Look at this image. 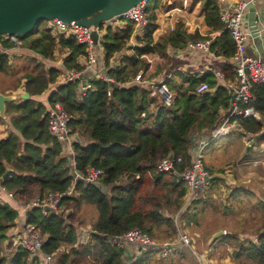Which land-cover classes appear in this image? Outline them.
I'll use <instances>...</instances> for the list:
<instances>
[{
	"label": "trees",
	"instance_id": "trees-1",
	"mask_svg": "<svg viewBox=\"0 0 264 264\" xmlns=\"http://www.w3.org/2000/svg\"><path fill=\"white\" fill-rule=\"evenodd\" d=\"M200 3L208 32L219 31L210 38L209 50L214 56L228 60L233 54V43L221 30L217 4L215 0ZM161 7V0L148 1L147 24L138 35H133L134 25L130 21L117 27L107 26L99 45L103 53L102 73L109 80H91L92 88L82 97L76 96V80L58 83L61 70L44 60H52L57 51L62 55L63 70H81L78 57L84 55L83 45L67 35H56L46 21L37 22L27 34L14 36L19 47L27 49L24 53L27 69L22 76L27 97L5 103V112L13 114L7 122L10 132L0 138V178L8 169L0 184L12 198L2 194L0 200V264H29L28 252L22 247L2 246L17 218L18 232H24L25 224L34 225L42 238L39 255L54 254L53 264H123L127 250L131 256L129 264H196L188 248L182 245L174 256L159 257L156 247L138 254L141 248L138 244L126 241L117 247L110 238L136 228L156 244L171 242L176 238L177 224L190 231L202 224L207 212L218 219L232 214L239 196L246 198L256 211L258 223L252 229L226 232L207 242V257L213 256L220 246L219 257L227 254L230 264H264L263 195L249 186L226 185L218 177L220 168L203 163L212 179L207 181L195 206L178 214L177 223L173 220L185 192L178 176L189 165L188 135L198 130L208 133L214 127L220 111L228 107V91L212 73L190 76L174 70L162 80L173 98L166 104L161 94L152 95L145 86L130 83L139 70L146 69L143 55H163L167 49H180L188 41L209 38L196 32L187 34L182 24L176 23L172 30L153 40L154 12ZM133 36L135 42L131 45L129 40ZM15 48L18 49L13 42L0 35V72L11 67L8 53L19 52ZM127 50L129 54L124 53ZM113 57L118 58V63L111 65ZM219 67L232 78L231 61ZM200 82L212 90L191 93ZM251 92L254 99L249 105L260 120L252 116L239 118V127L242 132L264 140L261 131L264 85H253ZM54 104L66 113L70 132L85 140L72 144L76 169L82 171L92 166L101 170L100 183L108 187V192L100 191L94 184L76 181L75 195L61 197L54 212L43 213L38 206L24 209L19 201L22 197L43 199L48 193L64 192L71 182L60 144L47 130L46 109ZM168 152L179 156L180 162L171 172L155 171L153 162ZM146 177L152 178L151 184H143ZM32 184L35 187L31 192ZM220 187L227 188L225 197H218ZM69 202L75 209L80 204L95 209L93 220L87 223L90 232L85 242L79 240L85 226L66 211ZM209 237L206 235L205 240ZM224 247L230 250L227 252Z\"/></svg>",
	"mask_w": 264,
	"mask_h": 264
},
{
	"label": "built area",
	"instance_id": "built-area-1",
	"mask_svg": "<svg viewBox=\"0 0 264 264\" xmlns=\"http://www.w3.org/2000/svg\"><path fill=\"white\" fill-rule=\"evenodd\" d=\"M149 0H139L135 5L124 11L121 16L124 20L130 21L134 24L136 31L140 33L143 26L147 24V17L145 9ZM170 3V1H167ZM218 9V19L221 22V30L225 31L233 43V54L229 58L232 64L233 76L230 78L226 70L217 68L209 70L217 82L223 86L229 93L233 94L230 106L220 111L219 117L216 120L214 127L208 133L204 130L193 131L188 135L189 165L181 170L179 173V180L184 183L185 192L183 194L178 212L173 215V220L176 222L178 214L184 212L188 208L195 206L200 198V193L205 189L207 184V177L209 174L203 168L202 162L204 158L205 147L214 139L222 138L230 133L238 132L242 140L243 148L249 147L253 139V134L247 138L248 133L242 132L239 127L238 119L246 116H252L260 120L257 112L249 105V101L254 99L251 92L253 85H264V63L260 62L256 57L251 56L247 52L248 40L250 39L248 31L245 29L247 3L251 2L258 7L257 14L260 22L264 24V0H215ZM262 20V21H261ZM51 27L52 32L56 35H67L79 44L84 46V55L79 60L81 70H74L70 68L65 70L62 75V81L76 80L75 93L77 97H82L86 91L92 88L90 78L92 75L100 80H109L106 76L101 74L96 67L95 46L92 43L90 33L92 29L99 33L98 27H82L70 23H64L59 19L53 18L46 21ZM118 20L114 19L113 24H117ZM207 28V27H206ZM219 31L208 32L206 36L198 40L188 41L183 48L176 49L178 55H182L185 51L200 49L209 53L210 38L218 35ZM13 42L15 47L20 48L15 39V35H1ZM252 48V46L250 45ZM253 49V48H252ZM90 71L89 74H84ZM145 74V75H144ZM81 77L87 80H79ZM164 78V77H163ZM163 78H155L146 76L145 70H139L131 79L130 83H137L145 86L151 92H159L164 101H170L172 95L167 90L165 84L162 83ZM79 80V81H78ZM204 82L198 83L191 93L197 95L202 92L211 91ZM244 105V106H243ZM47 130L59 142L61 151L66 158V167L68 175L71 177V182L64 192L48 193L43 199L35 198L32 201L25 202L22 207L24 209L31 206H38L41 212H46L43 207L47 206L54 211L60 206V198L63 196H73L76 194L73 189V184L76 181L96 185L100 191L107 193L108 187L101 185L100 179L102 171L92 166H86L82 171L77 170L73 159L72 143H83L84 140L74 132H70L67 126L68 117L59 105L54 104L51 108L46 109ZM261 131H264V119L261 120ZM180 162L179 156L172 152H168L165 156L158 158L153 162V167L157 172H171L175 164ZM0 180H2L0 178ZM0 193L12 198L10 192L0 184ZM90 232V228H84L79 240L85 242ZM9 235V234H8ZM12 241L10 243L16 247H22L28 252L29 264H53L54 254L39 255L40 246L42 245V238L38 235L37 230L33 224H25L24 232H13L9 235ZM110 241L117 247H122L124 242H132L138 244L141 250L156 247L158 249L157 256L166 257L171 252L176 250L177 246L189 245L187 233L178 230L176 238L173 241H164L156 244L154 240L149 238L145 233L136 228H132L124 232L122 235L113 236ZM197 259L200 254L192 253ZM125 259L123 264H129L130 258L125 252ZM126 260V262H125Z\"/></svg>",
	"mask_w": 264,
	"mask_h": 264
},
{
	"label": "crops",
	"instance_id": "crops-1",
	"mask_svg": "<svg viewBox=\"0 0 264 264\" xmlns=\"http://www.w3.org/2000/svg\"><path fill=\"white\" fill-rule=\"evenodd\" d=\"M167 1H170V3H168ZM163 3H165V7H171V8H169L166 11L160 10V8H157L155 10L154 15H155L156 29L161 31L160 34H157L156 38L159 35L172 30V28L176 23H181L184 28V31L187 34H192L196 32L201 37L206 36L207 28L203 22L204 11L201 10V8L198 9L197 20H194V15H193L198 5L200 4L199 0H192L189 2L188 0H161V4ZM161 15H164L165 17L170 16V18H165V19L159 18L161 17ZM173 15L176 18H173L172 17ZM173 19L175 20L174 25H172L171 28H168L167 25H169L170 27ZM262 26H263L262 27L263 32L260 36V41H261V46L264 49V24H262ZM245 29H246V25H245ZM133 33L134 35H137L134 32V30ZM156 38H153V40H155ZM249 40H248V45L252 44L251 40L250 41ZM134 42L135 41L133 36L129 40V44L133 45ZM15 50H19V52L8 53L9 54L8 60L11 66L9 70L0 72V94L13 95L14 98L10 99L13 101L19 100L20 98L23 97V94H26V92L23 89L22 76L27 69V65L24 59V53L27 52V49L23 47L18 49L15 48ZM127 51L130 53L129 50ZM252 51L255 54L254 48L252 49ZM209 52L212 55L200 49H194L191 51H185L183 52L182 55H178L176 49L171 48V49H167L166 53L163 55L145 54L142 57L147 63L145 71L146 73H148L149 77H155V78L167 77V75L172 73L174 70H180V72L185 75L191 76L192 74V76H200L202 74L211 73L210 72L211 70L220 68L219 66H221L222 63L225 62L227 63L228 61H230L229 59L226 60L221 56H214L210 50ZM124 53L127 54L126 51ZM249 54L251 55V52H249ZM101 55H99L97 58L96 67L98 71L101 74H103L102 69L104 66L102 63ZM80 58L81 56L78 57V61L80 60ZM111 60L117 62L116 57H113ZM153 60H157V62L153 64ZM44 62H46L47 64H51L52 66H55L57 69L61 70V73L58 75L57 80L59 81V83L65 82L62 81V75L65 70H63V66H62V55L59 52L55 51L54 58L52 60H44ZM155 69L157 70V74L154 73ZM89 72L90 71H86L84 74H89ZM164 72H166L165 73L166 76H163ZM152 94L154 95V93ZM6 102L7 101H5L3 104L4 117L0 118V138L5 137L7 133L10 132L9 125L7 122L9 121L10 116L13 114V113L8 114L5 112ZM216 141H218V145L216 144ZM208 145H212L210 146L211 149H213V147H215V149H218L219 151L218 155L224 154L225 167L227 166L230 167L232 171H237L242 169L243 176L248 174V172L251 173L253 176L254 184H256L255 189L258 188L260 192L262 191L261 187H264V184L262 183L264 179L263 176L264 175V140L256 139V141H254L250 147L243 148L241 144L240 134L238 132H233L225 137L215 140V142L210 143ZM218 147L221 148L219 149ZM249 149L251 150L249 151ZM203 163H204V159H203ZM207 165L214 167L212 164H207ZM226 170L228 169H225L224 172L227 177L230 175V173H227ZM218 177L223 178L224 176L220 175ZM226 177L224 178L226 179ZM29 186H30L29 188H31V192L34 191L35 186L33 184ZM2 197H3L2 193H0V200L2 199ZM261 198H264V195ZM19 205L20 207H22L21 203ZM93 218H94V213L92 214V219L90 220V222L93 220ZM258 220L259 218L257 216L256 211L251 207H249L247 199L242 196H239L237 202L235 203L233 214L224 215L223 218L221 219L219 228L226 229L228 231H230L231 229H233L234 231H239L240 229H250L257 223ZM19 224H20V220L17 218V220H15V226L11 227L8 230V234L12 235L13 232L19 230ZM87 226L89 227V225ZM179 248L182 247L177 246L176 249ZM126 253H127V257L130 258L131 256L128 250L126 251ZM174 254L175 252H173L170 255V257L174 256ZM210 263H213L211 259L208 264Z\"/></svg>",
	"mask_w": 264,
	"mask_h": 264
},
{
	"label": "water",
	"instance_id": "water-1",
	"mask_svg": "<svg viewBox=\"0 0 264 264\" xmlns=\"http://www.w3.org/2000/svg\"><path fill=\"white\" fill-rule=\"evenodd\" d=\"M139 0H0V35H24L29 33L39 21L53 18L64 23L72 22L75 25L88 27L100 25L114 17L118 20L121 14L135 5ZM246 28L251 39V56L264 63V49L261 46L260 36L263 26L258 18L257 8L253 3H247ZM92 43L95 44L99 36L95 30L90 33ZM162 94V93H161ZM153 95V94H152ZM23 97H27L23 94ZM13 95L0 94V118L4 117L3 104L13 99ZM233 94H228V106ZM250 136H247L249 138ZM8 173L5 170L1 179ZM208 177L206 181L211 180ZM45 211L54 212L50 207L44 206ZM221 229L214 232L208 242L222 235Z\"/></svg>",
	"mask_w": 264,
	"mask_h": 264
},
{
	"label": "rangeland",
	"instance_id": "rangeland-1",
	"mask_svg": "<svg viewBox=\"0 0 264 264\" xmlns=\"http://www.w3.org/2000/svg\"><path fill=\"white\" fill-rule=\"evenodd\" d=\"M189 1H192V0H188V2ZM161 5H162V7L160 8V10L166 11L169 8H171V7H165V3H163ZM200 8H201V3L198 5L196 11L193 13L194 20H197L198 9H200ZM172 17L176 18V17H174V15ZM159 18L165 19V18H170V16L165 17L164 15H161V17H159ZM174 22H175V20L173 19L172 22H171L170 27H169V25H167V27L171 28L172 25H174ZM160 33H161V31L155 29L154 32L152 33V38H156L157 34H160ZM126 52H127V54L129 53L128 51H126ZM247 52L248 53L250 52V48L249 47H247ZM155 62H157V60H153V64ZM159 66H161V65H159ZM11 71H13V70H11ZM147 75H148V73H146V76ZM18 79H19V77H18ZM96 79H98V78L95 77L94 75H92L91 78H90V80H96ZM79 80H87V78L81 77ZM57 82L59 83L58 80H57ZM156 93H159V92H156ZM171 101H172V99L170 101H164V102L166 104H169ZM241 142H242V140H241ZM216 144L218 145V141H216ZM210 146H212V145H207L205 147V150H204L205 151L204 152V164L205 165L212 164L214 166L213 168H218L219 167L221 169V173L219 174V176L223 175L224 177H226L224 170L228 169L226 171H227V173H230V175L227 176L226 179L223 177L224 178L223 179L224 182L228 186L243 185V186H249V187L255 189V185L256 184H254L253 176H252L251 173L248 172V174L243 176L242 175V173H243L242 169L237 170V171H232L230 169V167H228V166L225 167L224 154L218 155V153H219L218 149H215V147H213V149H211ZM218 148L220 149L221 147H218ZM151 181H152V178L146 177L145 183L143 182V184H151ZM262 183L264 184V179H263ZM220 189H222V190L219 191L220 194L218 195V197L219 198H222L223 196L225 197L227 188L220 187ZM261 189H262L261 194L264 195V187H261ZM35 198H37V197H34V196H32L30 198L22 197L21 200L19 201V204L21 203L23 205L25 202L32 201ZM212 198H214V197H212ZM236 202H234L233 206H235ZM247 202H248V200H247ZM248 205H249V207H251L249 202H248ZM67 207L68 208H66V211L72 214V219L81 221L83 223V225L85 226V228L88 227L87 223L90 222V220L92 219V214L93 213H94V216H95V209H94V207L92 205L80 204L79 207L77 209H75V208H73L72 202H69ZM67 212H65V213H67ZM164 214H167V212L165 210H164ZM257 216H258V214H257ZM222 218L218 219L216 216H212L210 212H207L205 217H204V220L202 221V224L199 225L196 228L192 227L190 229V231H188L186 228H183L182 226H178V224H177L178 230L186 232L188 240H189V245L188 246L182 245V247H187L188 248V252L193 257V261L196 264H208L210 262V259H212L211 261L213 262V263H210V264H230L227 254L224 255V257H222V258L219 257V254H220V252L222 250V247H220V246H218L216 248L217 250L214 252L213 256H211L210 258L207 257L208 256L207 252H209V249L206 246L207 242H208V239L205 240L206 235L211 236V234L216 232L217 229L218 230L220 229L219 227H220V223H221V219ZM258 221H257V223H258ZM176 223H177V220H176ZM255 225L253 227H251L250 229L254 228ZM217 226H219V227L214 231L215 227H217ZM221 231L226 233V232H230V231H234V230L231 229L230 231H228L226 229H221ZM10 241H12L11 238L10 237L7 238V240L2 243V246L5 247L6 244H7V245H9V247H13V249H14L15 247L10 243ZM225 248L226 247H224V250H226ZM227 250H230V249L228 248ZM173 252H175V250ZM173 252H171L168 256H170ZM192 253L200 254L201 256L199 257V259H197L196 257H194L192 255ZM124 255H125V253H124ZM168 256H166V257H168ZM125 262H126V260H125Z\"/></svg>",
	"mask_w": 264,
	"mask_h": 264
},
{
	"label": "clouds",
	"instance_id": "clouds-1",
	"mask_svg": "<svg viewBox=\"0 0 264 264\" xmlns=\"http://www.w3.org/2000/svg\"><path fill=\"white\" fill-rule=\"evenodd\" d=\"M256 7V6H255ZM257 9H258V7H256ZM114 19H116L115 17L113 18V19H111V20H109V21H106V22H103L102 24H100V25H95V26H92V27H98V29L100 30L99 31V33L97 32V34L99 35V36H102L103 35V33H104V30L107 28V26H110V27H112V26H121L123 23H125L127 20H124L123 18H121L120 20H118V23L117 24H113V20ZM48 21V20H47ZM132 23V22H131ZM133 24V23H132ZM134 25V24H133ZM89 27V26H88ZM143 28V27H142ZM142 28H141V30H142ZM94 29H92V31H93ZM141 30H140V32H141ZM134 32L138 35L139 34V31L137 32L136 31V29H135V26H134ZM154 32V31H153ZM133 35H134V33H133ZM250 37V36H249ZM99 40H100V37H99V39H97V41H96V43L95 44H93L94 46H95V54H96V58H98V56L99 55H103V53H102V49H101V47H100V45H99ZM251 40V39H250ZM249 40V41H250ZM251 44H249L247 47H249ZM102 55H101V57H102ZM82 57V56H81ZM81 59V58H80ZM117 59V62L116 61H114V60H111V62H110V64L111 65H114V64H117L118 63V58H116ZM131 81V80H130ZM153 92H151V94H152ZM154 94H156V93H154ZM228 94H229V92H228ZM258 120V119H257ZM262 123V122H261ZM262 126V125H261ZM75 133V132H74ZM77 134V133H76ZM78 135V134H77ZM247 136H250L251 137V134H247ZM81 137V136H80ZM249 137V138H250ZM82 138V137H81ZM217 139H219V138H217ZM217 139H214V140H217ZM253 139H254V141H256V136H253ZM84 140V139H83ZM214 140H212V141H214ZM85 141V140H84ZM211 141V142H212ZM253 141V142H254ZM210 142V143H211ZM252 142V143H253ZM74 143V142H73ZM72 143V144H73ZM209 143V144H210ZM242 144V143H241ZM251 146V145H250ZM249 146V147H250ZM246 148H248V147H246ZM62 152V151H61ZM63 153V152H62ZM204 159V158H203ZM202 166H203V162H202ZM204 168V167H203ZM205 169V168H204ZM206 170V169H205ZM207 171V170H206ZM207 173H208V171H207ZM209 174V173H208ZM219 176V175H218ZM208 177H210V175L208 176ZM207 177V178H208ZM220 190H222V189H220ZM223 234H225L224 232H222ZM194 256V255H193ZM195 257V256H194Z\"/></svg>",
	"mask_w": 264,
	"mask_h": 264
}]
</instances>
